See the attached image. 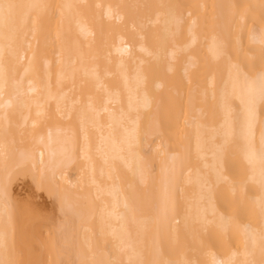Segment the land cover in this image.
Wrapping results in <instances>:
<instances>
[{"label":"bare ground","instance_id":"obj_1","mask_svg":"<svg viewBox=\"0 0 264 264\" xmlns=\"http://www.w3.org/2000/svg\"><path fill=\"white\" fill-rule=\"evenodd\" d=\"M0 264H264V0H0Z\"/></svg>","mask_w":264,"mask_h":264},{"label":"rangeland","instance_id":"obj_2","mask_svg":"<svg viewBox=\"0 0 264 264\" xmlns=\"http://www.w3.org/2000/svg\"><path fill=\"white\" fill-rule=\"evenodd\" d=\"M78 219V218H77Z\"/></svg>","mask_w":264,"mask_h":264}]
</instances>
